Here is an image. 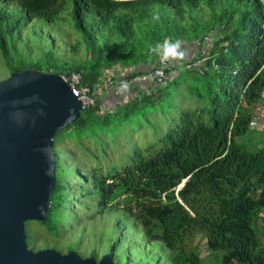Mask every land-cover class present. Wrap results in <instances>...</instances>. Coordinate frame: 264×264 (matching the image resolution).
<instances>
[{
    "label": "trees",
    "instance_id": "16d2710c",
    "mask_svg": "<svg viewBox=\"0 0 264 264\" xmlns=\"http://www.w3.org/2000/svg\"><path fill=\"white\" fill-rule=\"evenodd\" d=\"M1 1V48L12 75L29 70L60 77L79 73L82 86L95 94L105 71L140 67L153 57L150 49L156 43L199 39L202 45L213 35L208 33L222 27L229 46L227 54L215 58L217 70L213 69L209 84L211 107L187 110L174 118L157 144L145 151L136 149L131 165L123 171L107 175L98 169L88 172L75 161L77 152L67 150L69 157L62 163L55 138L56 187L47 220L39 224L59 237L84 213L86 217L91 212L87 217L96 219L98 214L119 209L143 230L148 243H161L170 251V264H205L198 250L203 242L218 257V264H264L258 242V224L264 213V144L261 147L259 142L251 149L240 141L253 129V110L264 94V0ZM11 4L20 6L22 18L9 9ZM64 13L62 22L70 17L79 37L74 46L69 41L67 47L73 46V53H79L85 46L86 59L67 63L65 56L59 58L54 46L60 47V43L51 35L44 41L50 46L48 51L33 55L31 50L33 63L12 68V50L17 52L24 36L22 20L33 28L30 36L41 42L37 23L53 24ZM90 21L94 23L90 25ZM23 45L30 47L28 40ZM165 95L137 98L117 111H106V115L98 99L96 106L58 133L67 130L84 147L82 134L109 127L117 119L124 126L136 114L143 116L149 108H157ZM62 140L67 142L65 137ZM90 202L97 207L88 206ZM121 221L124 218H118L114 227L118 236L128 229ZM27 240L35 249L28 230ZM73 246L68 247V253L78 251L77 245ZM117 248L110 253L115 261ZM90 256L101 260L97 251Z\"/></svg>",
    "mask_w": 264,
    "mask_h": 264
},
{
    "label": "rangeland",
    "instance_id": "374dc122",
    "mask_svg": "<svg viewBox=\"0 0 264 264\" xmlns=\"http://www.w3.org/2000/svg\"><path fill=\"white\" fill-rule=\"evenodd\" d=\"M0 4H3L0 0ZM9 9L16 13V17H23V12L18 4L9 5ZM65 13L62 14L61 19L53 24H49L45 21L39 22L38 32L41 37V42L32 38L29 33L32 34L33 28L29 26L24 19L22 20L23 26L21 31L24 32L23 40L20 42V46L17 47V52L12 50L11 57L13 58V67H18L22 63H33V55H41L48 51L50 46L46 45L44 41L48 40L53 35L57 42L60 43V47H55L57 56L62 58L66 57L67 63H73V60H85L87 51L86 47H80V52L74 51L76 39L79 38L72 29V19L68 17V21L62 22ZM211 20V17L209 18ZM156 19H152L155 22ZM94 22L90 21V25ZM236 28L233 27V29ZM212 33H210L211 35ZM82 36L81 34H79ZM28 36V37H27ZM214 36V35H213ZM31 37V39H29ZM215 37V36H214ZM224 34L219 30L218 37L213 38V41H218L219 38H223ZM28 40L30 47L27 49L24 47L23 42ZM82 40V39H81ZM8 41L11 45V36H8ZM55 41V45L56 42ZM71 42L73 46L67 47V43ZM200 40L195 39L192 41H182V49L186 47H201ZM207 45H211V38L207 36ZM229 43L224 41L222 43H215L211 49L210 55L202 60L200 66L194 68V63H191L192 67H189L188 62L178 64L176 67V61H166L169 67L162 65V59L159 55L153 53V57L149 58L142 63L140 67H118L113 73V81H110L108 86L115 87L114 85L127 86L128 89L134 90L128 97L123 98V106L131 104L135 99L144 97H159L162 93L165 94V98L161 100V103L157 105V108H149L146 115L136 114L129 123L124 126L120 124L119 119L113 121L112 125L107 127L104 125L100 127L97 132L82 134L81 142L84 147L78 145V137H72L68 134L67 130L61 133H57L55 138L57 141L58 153H60L61 162L64 163L69 156L67 151L77 152L78 157H75L81 168L86 171H92L98 169L104 174L111 172L123 171L132 163V157L136 149H142L143 151L152 144H157L161 134H165L171 122L174 118L183 114L187 110H198L199 108L211 107L209 100V84H211V77L214 70H217L215 58L224 52L228 53ZM67 48L68 51H67ZM36 51V52H35ZM41 52V53H40ZM46 60L43 62L45 63ZM200 67H203L202 69ZM148 68H152L147 72ZM177 68V72H176ZM214 69V70H213ZM164 71L165 83L156 84L149 76L156 77V73ZM194 72L193 74H187ZM176 73V76H175ZM197 73V74H196ZM106 74V71H105ZM104 74V76H105ZM12 76V69L8 68L5 62V54L1 48L0 41V82L9 79ZM141 76V82L138 83L137 79ZM104 79V77L102 78ZM101 79V81H102ZM112 83V86H110ZM104 90L100 87L97 94L92 93L93 105L98 104V99L104 93ZM106 91V89H105ZM201 96L203 98H201ZM97 97V98H96ZM97 99V100H96ZM104 101V100H100ZM117 101L113 98L110 103ZM106 111H117L116 106H109V103L104 107L102 113L106 115ZM151 111V113H150ZM254 111V120H252L251 127L245 136L240 141L249 144L251 149L257 147L259 142L264 144V94L260 104ZM142 117L141 119L139 117ZM108 128V130H106ZM92 136V137H90ZM65 137L67 142H64L62 138ZM261 144V145H262ZM160 150L159 146L156 147V151ZM148 155V154H147ZM150 155V154H149ZM76 167V166H75ZM76 181V178L72 182ZM164 197V196H163ZM115 201V200H113ZM97 207V204L90 202L88 206ZM87 206V205H86ZM86 208V207H85ZM90 211V209H88ZM81 212V211H80ZM87 212V211H86ZM97 213V211H95ZM88 213V212H87ZM91 215V212L87 216ZM82 215L79 220L74 224V227L67 229L59 237L50 235L47 230L40 226L39 222L30 221L26 223V231L30 232V239L35 244V249H32L31 242L29 240L30 250L33 252L43 250H55L60 254L67 255L68 247L77 245V252L81 258L89 259L92 251H97L100 254L101 259L106 255H109L117 248L118 260L116 264H170L168 258L170 251L161 243H148L143 230L136 228L133 222L126 219L121 213V210H114L112 213L98 214L96 219ZM124 218V222L121 221L123 226H127L128 229L124 236H118V232L114 229L117 219ZM258 242L259 250L264 255V213L258 224ZM124 237V238H123ZM120 242V243H119ZM79 243V244H76ZM69 245V246H66ZM192 246V242H190ZM73 246V247H74ZM56 247V248H55ZM40 249V250H39ZM199 253L204 259L205 264H218V257L212 255L206 245L203 242L198 247ZM112 254V253H111Z\"/></svg>",
    "mask_w": 264,
    "mask_h": 264
},
{
    "label": "water",
    "instance_id": "95a60500",
    "mask_svg": "<svg viewBox=\"0 0 264 264\" xmlns=\"http://www.w3.org/2000/svg\"><path fill=\"white\" fill-rule=\"evenodd\" d=\"M82 113L60 76L29 70L0 82V264H116L111 254L96 261L28 247L26 223L45 222L52 206L55 136Z\"/></svg>",
    "mask_w": 264,
    "mask_h": 264
},
{
    "label": "built area",
    "instance_id": "2783aa9c",
    "mask_svg": "<svg viewBox=\"0 0 264 264\" xmlns=\"http://www.w3.org/2000/svg\"><path fill=\"white\" fill-rule=\"evenodd\" d=\"M162 65L167 66V62L162 60ZM155 73H156V71H155ZM156 75H157L156 77H152V76H149V77L153 82H156V84H159V83L164 84L165 83V79H164L165 75H164L163 71L156 73ZM61 77H62L63 81L72 88V90L74 92V96L79 99V101L82 103V106H84L85 110H88L94 106L93 105L94 104L93 99L91 96V94L93 93L92 89L88 88L86 86H82V75L81 74L74 73L71 75H64ZM137 82L138 83L141 82V76L137 79ZM110 86H112V83H110ZM114 86H116V85H114ZM100 87L103 90L106 89V74L104 76V79H102V81L100 82V84L97 85L98 91H99ZM117 94L122 95V89H119V91H117Z\"/></svg>",
    "mask_w": 264,
    "mask_h": 264
},
{
    "label": "crops",
    "instance_id": "0c3cea01",
    "mask_svg": "<svg viewBox=\"0 0 264 264\" xmlns=\"http://www.w3.org/2000/svg\"><path fill=\"white\" fill-rule=\"evenodd\" d=\"M219 30L224 33V30L222 27H218L216 30L211 31L210 33L219 34ZM210 33H208L207 35H209ZM185 49H186L185 59L177 60L176 64H179L178 62H180V61L192 62V61L198 59L202 55V53H204V54L206 53L207 55H210V52L208 51V49L205 45L201 46L200 48H198V46H196V47L192 46V47H186ZM182 50H184V49H182ZM151 69L152 68H148L147 72H149ZM128 90L132 93L134 91V90H130V89H128ZM127 91H126L125 95L123 96V98L128 97L130 95V93H127ZM103 92L104 93L100 96V99L104 100V101H101L104 104V107H106V105L108 103H109V106H116L117 105V109L123 106V98L116 96L115 90H108L107 89L106 91L104 90ZM113 98L117 99V101L110 103V101H112ZM260 146L262 147L263 144Z\"/></svg>",
    "mask_w": 264,
    "mask_h": 264
},
{
    "label": "clouds",
    "instance_id": "9594fccd",
    "mask_svg": "<svg viewBox=\"0 0 264 264\" xmlns=\"http://www.w3.org/2000/svg\"><path fill=\"white\" fill-rule=\"evenodd\" d=\"M154 19L158 20L159 17H154ZM181 46L182 41L179 39L175 41L165 39L162 43H156L150 51L159 55L163 61L183 60L186 56V49L182 50Z\"/></svg>",
    "mask_w": 264,
    "mask_h": 264
},
{
    "label": "bare ground",
    "instance_id": "6f19581e",
    "mask_svg": "<svg viewBox=\"0 0 264 264\" xmlns=\"http://www.w3.org/2000/svg\"><path fill=\"white\" fill-rule=\"evenodd\" d=\"M224 34V33H223ZM215 37H218V34H213ZM213 35H211V36H209L210 38H211V45H207V37L204 39V41L202 42V45L201 46H206L207 47V49H208V51L209 52H211V49L213 48V46L215 45V43H220V42H223L224 41V37L221 39V38H219L218 39V41H213V38H215ZM225 35V34H224ZM208 55L205 53H202V55L198 58V59H196V60H194V61H192V62H188L189 64H187V65H189V67H192L191 65V63H194V65H193V67L194 68H197V66H200V63L202 62V60L204 59V58H206ZM179 64H185V62H183V61H180V62H178ZM187 63V62H186ZM166 67H169V64L166 66ZM176 67L178 68V64H176ZM177 68H176V72H177ZM201 69L203 68V67H200ZM113 73H115V71H111V72H108L107 74H106V90L108 89V90H115V93H116V96H118V97H122L123 98V96L125 95V93H126V91L128 90V87L125 85V86H119V85H116L115 87H109L108 86V83L110 82V81H112L113 80V78H112V75H113ZM163 73H164V71H163ZM165 75V74H164ZM175 76H176V73H175ZM165 79H166V77H165ZM108 81V82H107ZM89 88V87H88ZM119 89H122V95H118L117 94V91H119ZM77 98V97H76ZM78 99V98H77ZM79 100V99H78ZM81 103V102H80ZM81 105H82V103H81ZM82 110H84L85 111V109H84V106H82Z\"/></svg>",
    "mask_w": 264,
    "mask_h": 264
},
{
    "label": "flooded vegetation",
    "instance_id": "af4514ba",
    "mask_svg": "<svg viewBox=\"0 0 264 264\" xmlns=\"http://www.w3.org/2000/svg\"><path fill=\"white\" fill-rule=\"evenodd\" d=\"M101 260H102V259H101ZM101 260H100V261H101Z\"/></svg>",
    "mask_w": 264,
    "mask_h": 264
}]
</instances>
